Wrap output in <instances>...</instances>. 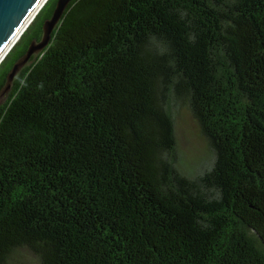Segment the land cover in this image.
<instances>
[{"label":"trees","instance_id":"1","mask_svg":"<svg viewBox=\"0 0 264 264\" xmlns=\"http://www.w3.org/2000/svg\"><path fill=\"white\" fill-rule=\"evenodd\" d=\"M55 2L0 63V264H264V0H72L4 92Z\"/></svg>","mask_w":264,"mask_h":264},{"label":"water","instance_id":"2","mask_svg":"<svg viewBox=\"0 0 264 264\" xmlns=\"http://www.w3.org/2000/svg\"><path fill=\"white\" fill-rule=\"evenodd\" d=\"M72 0H56L49 18L42 24V38L32 41L22 58L15 63L7 75L6 92L9 84L26 65L33 54L41 52L50 42L52 32ZM47 0H0V63L19 40Z\"/></svg>","mask_w":264,"mask_h":264},{"label":"rangeland","instance_id":"3","mask_svg":"<svg viewBox=\"0 0 264 264\" xmlns=\"http://www.w3.org/2000/svg\"><path fill=\"white\" fill-rule=\"evenodd\" d=\"M4 98L5 94H0V104L3 103ZM176 136L184 161L190 167L207 158L206 144L200 135L199 128L186 111H181L177 116ZM16 259L18 262H15ZM33 262L34 259L24 251H21L12 261L14 264H33Z\"/></svg>","mask_w":264,"mask_h":264}]
</instances>
